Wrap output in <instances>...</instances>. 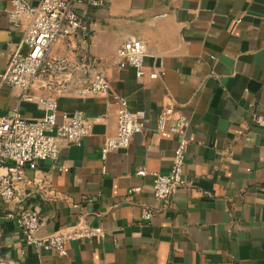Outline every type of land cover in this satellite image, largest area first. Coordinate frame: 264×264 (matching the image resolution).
Wrapping results in <instances>:
<instances>
[{"label":"crops","instance_id":"obj_1","mask_svg":"<svg viewBox=\"0 0 264 264\" xmlns=\"http://www.w3.org/2000/svg\"><path fill=\"white\" fill-rule=\"evenodd\" d=\"M10 6L0 0V73L22 36L5 13ZM86 18L98 58L124 41L146 39L145 72L136 77L130 66L103 62L107 93L31 90L56 101L57 122L81 110L90 128L80 144L63 142L56 161L42 159L27 170L24 195L16 202L0 200V262L264 264V0H104ZM53 50L63 53L65 44ZM153 70L161 74L151 78ZM17 96L0 79V115L17 104ZM116 96L126 97L129 110L146 111L145 127L102 159L104 140L116 132ZM19 107L28 119L44 116L35 100ZM166 107L188 121L186 185L161 199L153 194L151 176L136 172L171 169L176 136L157 131ZM33 178L48 188L37 189ZM133 187L137 191L129 192ZM26 208L40 215L38 237L78 225L102 232L66 240L64 253L30 245L6 215ZM144 209L152 213L148 221Z\"/></svg>","mask_w":264,"mask_h":264},{"label":"built area","instance_id":"obj_2","mask_svg":"<svg viewBox=\"0 0 264 264\" xmlns=\"http://www.w3.org/2000/svg\"><path fill=\"white\" fill-rule=\"evenodd\" d=\"M11 6L5 9L6 15L22 28L19 45L9 55L6 68L0 79L14 88L17 104L5 114L0 115V200L16 202L24 195L27 184L26 171L35 170L39 160L56 161L63 142L80 144L89 133L90 123L81 110L64 114L60 122L56 120L57 103L47 96L34 97L33 89L63 92L72 87L77 95H97L109 91L107 70L103 62H110L119 68L130 66L135 76L144 74L145 57L149 54L146 39H131L109 48L103 57L98 58L90 49L91 30L87 13L101 6L104 0H40L36 6L25 0H9ZM235 24L240 20L236 18ZM65 44L66 51L55 52L57 44ZM26 52L21 53L20 47ZM159 70L150 73L157 78ZM119 107L116 114V132L106 137L101 148V158L113 149L126 147L133 135L144 130L145 110L128 109L126 97H117ZM35 100L44 109L39 119L26 118L20 104ZM255 123L261 122L260 115H254ZM188 121L182 114L174 115L170 107L163 109L157 118V131L176 136V146L169 173L149 172L145 168L136 173L151 176L152 191L156 198L166 199L177 187L186 185L184 179L186 129ZM37 189L48 187L40 179L32 180ZM137 191L136 187L128 190ZM21 229L27 244L52 249L64 253L66 240L87 239L102 231L98 227L78 225L70 231H56L38 237L41 223L39 213L30 208L9 211ZM152 216L144 209L142 219L148 221ZM0 264H2L0 262Z\"/></svg>","mask_w":264,"mask_h":264}]
</instances>
